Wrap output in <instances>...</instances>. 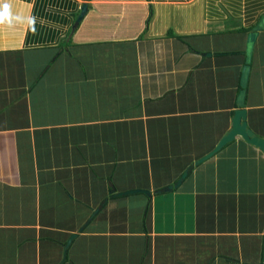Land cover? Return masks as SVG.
I'll list each match as a JSON object with an SVG mask.
<instances>
[{"label": "crops", "instance_id": "0c3cea01", "mask_svg": "<svg viewBox=\"0 0 264 264\" xmlns=\"http://www.w3.org/2000/svg\"><path fill=\"white\" fill-rule=\"evenodd\" d=\"M10 3L0 264H264V0Z\"/></svg>", "mask_w": 264, "mask_h": 264}, {"label": "water", "instance_id": "95a60500", "mask_svg": "<svg viewBox=\"0 0 264 264\" xmlns=\"http://www.w3.org/2000/svg\"><path fill=\"white\" fill-rule=\"evenodd\" d=\"M86 9H87L86 4H84L80 17L84 15V13L86 12ZM254 37H255L254 33H251L249 35L248 41L250 44L251 42H253ZM245 75H246V71H245ZM245 119H246V111L242 107V103L240 102L238 103V108L234 111V114L231 120L230 130L219 140L214 150L210 154H208L207 156H205L204 158L196 162L194 166H197L203 161L211 158L221 148H223L226 144H228V142L232 141L236 136L240 137L242 141H244L247 145H250V146H253L259 149L264 154V140L260 139L259 136H257L254 132H252L247 127ZM190 169L191 168H189L187 171L183 173V175L181 176L180 180L177 183H180V181H182L187 176V174L190 172ZM168 188H172V186H169ZM130 192H136V191H130ZM104 203H102V206L104 205ZM100 208L95 211L94 215L100 210Z\"/></svg>", "mask_w": 264, "mask_h": 264}, {"label": "clouds", "instance_id": "9594fccd", "mask_svg": "<svg viewBox=\"0 0 264 264\" xmlns=\"http://www.w3.org/2000/svg\"><path fill=\"white\" fill-rule=\"evenodd\" d=\"M27 20L29 25L34 24L35 18H25L18 14H13L10 0H0V24L12 25L13 23H23Z\"/></svg>", "mask_w": 264, "mask_h": 264}]
</instances>
